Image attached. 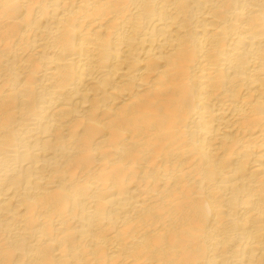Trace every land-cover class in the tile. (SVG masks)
Returning a JSON list of instances; mask_svg holds the SVG:
<instances>
[{
	"label": "bare ground",
	"instance_id": "obj_1",
	"mask_svg": "<svg viewBox=\"0 0 264 264\" xmlns=\"http://www.w3.org/2000/svg\"><path fill=\"white\" fill-rule=\"evenodd\" d=\"M0 264H264V0H0Z\"/></svg>",
	"mask_w": 264,
	"mask_h": 264
}]
</instances>
